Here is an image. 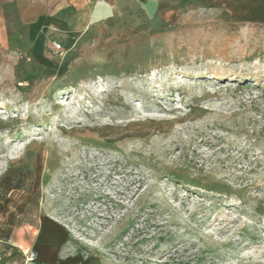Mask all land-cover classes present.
<instances>
[{
  "label": "rangeland",
  "instance_id": "obj_1",
  "mask_svg": "<svg viewBox=\"0 0 264 264\" xmlns=\"http://www.w3.org/2000/svg\"><path fill=\"white\" fill-rule=\"evenodd\" d=\"M83 3L29 50L0 1V204L95 264H264V0Z\"/></svg>",
  "mask_w": 264,
  "mask_h": 264
},
{
  "label": "crops",
  "instance_id": "obj_2",
  "mask_svg": "<svg viewBox=\"0 0 264 264\" xmlns=\"http://www.w3.org/2000/svg\"><path fill=\"white\" fill-rule=\"evenodd\" d=\"M1 1V0H0ZM22 23L29 27V50L39 40L43 27L58 26L70 30L85 0H14ZM52 48V46H51ZM29 200V208L13 211L8 203L0 204V218L15 219L9 231L12 239L0 238V264H95L96 257L86 253L80 241L48 213ZM8 228L0 224V233ZM35 255L29 258V252ZM86 253V255H85Z\"/></svg>",
  "mask_w": 264,
  "mask_h": 264
},
{
  "label": "built area",
  "instance_id": "obj_3",
  "mask_svg": "<svg viewBox=\"0 0 264 264\" xmlns=\"http://www.w3.org/2000/svg\"><path fill=\"white\" fill-rule=\"evenodd\" d=\"M100 3H103L105 0H97ZM52 49L59 51L61 49V44L59 42H53Z\"/></svg>",
  "mask_w": 264,
  "mask_h": 264
},
{
  "label": "bare ground",
  "instance_id": "obj_4",
  "mask_svg": "<svg viewBox=\"0 0 264 264\" xmlns=\"http://www.w3.org/2000/svg\"><path fill=\"white\" fill-rule=\"evenodd\" d=\"M106 1V0H105ZM105 1L103 2V4L105 3ZM241 75V74H240ZM11 142V141H10Z\"/></svg>",
  "mask_w": 264,
  "mask_h": 264
}]
</instances>
